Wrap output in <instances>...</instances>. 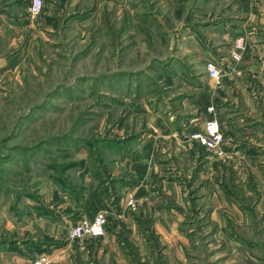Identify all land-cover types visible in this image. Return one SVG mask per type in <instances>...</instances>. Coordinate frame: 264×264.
<instances>
[{
	"label": "rangeland",
	"instance_id": "1",
	"mask_svg": "<svg viewBox=\"0 0 264 264\" xmlns=\"http://www.w3.org/2000/svg\"><path fill=\"white\" fill-rule=\"evenodd\" d=\"M30 4L0 0V264H61L65 244L68 264H100L109 225L136 264H264V118L232 108L209 150L192 87L240 82L241 37L220 25L261 30L264 0H45L36 17ZM94 189L106 233L72 238Z\"/></svg>",
	"mask_w": 264,
	"mask_h": 264
},
{
	"label": "crops",
	"instance_id": "2",
	"mask_svg": "<svg viewBox=\"0 0 264 264\" xmlns=\"http://www.w3.org/2000/svg\"><path fill=\"white\" fill-rule=\"evenodd\" d=\"M260 21L262 23L263 20ZM220 26L222 27L221 30L225 29V33L222 36L224 39L230 38V40H233L240 36L247 47V50L245 49L242 52L240 62H230L229 78H232L231 76H234L235 74H240V82L238 79L222 80L218 89L206 86L202 87L199 83H196V86L194 85L192 87L195 89V101L198 104L203 119L208 120L213 116H216L220 119L221 124H225L224 127L232 129V127L234 128L235 126V122H231L229 119L231 117L232 108L234 107H237L238 109L240 108V111L245 114L247 113L246 111H248L250 113L249 115H252L253 118H256V115L258 114V117L256 118L257 121H260L261 117L264 118V26L260 27L262 31H247L244 26H240V28L238 26L236 28L229 23H223ZM230 26H232V29ZM202 49L203 51L200 57L209 59L215 56L214 52L204 48ZM226 54L227 56L224 57L229 58V49L228 52L226 50ZM199 79L201 80L198 81H203L202 78ZM232 93L234 94V97ZM219 96L221 97V100L218 98ZM211 105L217 107L215 108L214 113L208 111V107ZM260 106L262 108H260ZM240 128L247 129L245 124L240 125ZM228 135L231 138L235 134L231 133ZM229 137L227 138L230 139ZM136 186L135 193L139 194V188L142 187V182L138 181ZM82 203L84 206V210L82 209L83 214L89 219H93L99 210L108 208L104 195L95 189L85 194ZM121 216H123L122 221L125 223L127 222L126 217H131L130 214H126V212ZM135 226L137 227L138 224L136 223L133 226V223H130V226H128V229H133V231L131 230L133 232L132 236L135 237V239L140 240L141 243L144 242L148 244L143 231L134 228ZM130 240H132V238H130ZM95 241L96 245L93 250L100 258H102L100 264H136L132 258L131 244H126V242L120 237L119 226L110 227L109 225L106 235L103 238H95ZM61 247L52 251L53 254L56 252L62 254L60 257L61 264L72 262L70 252H73L74 250L71 248V244H65V249H62ZM74 247L73 248L76 250L79 249L77 244ZM141 250L142 248L139 247V251ZM28 255H30V253Z\"/></svg>",
	"mask_w": 264,
	"mask_h": 264
},
{
	"label": "built area",
	"instance_id": "3",
	"mask_svg": "<svg viewBox=\"0 0 264 264\" xmlns=\"http://www.w3.org/2000/svg\"><path fill=\"white\" fill-rule=\"evenodd\" d=\"M44 6L45 0H31V4L29 6V12L31 16H38L42 12ZM243 50H245L243 39H237L234 51L232 53L234 59L240 60ZM207 71L211 80L219 81L221 69L216 62L208 61ZM208 111L214 113L215 106H209ZM193 139H196L209 150H217L222 152L221 146L224 142V136L221 132L219 119L216 116H213L212 118L206 120L204 131L193 134ZM106 213L107 212L101 210L97 212L93 219H88L86 217L81 218L71 228L70 236L77 239L104 236L108 221ZM30 264H52V260L49 255L42 254Z\"/></svg>",
	"mask_w": 264,
	"mask_h": 264
}]
</instances>
